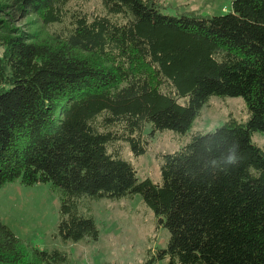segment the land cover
<instances>
[{"label":"trees","instance_id":"trees-1","mask_svg":"<svg viewBox=\"0 0 264 264\" xmlns=\"http://www.w3.org/2000/svg\"><path fill=\"white\" fill-rule=\"evenodd\" d=\"M10 1L0 14L52 31L0 23V190L50 184L63 242L98 240L90 201L140 195L169 232V264H264V0L210 18L163 14L159 0ZM213 97L243 98L247 119L191 133L161 154L160 182L140 180L126 147L140 157L157 133H188ZM68 261L0 215V264Z\"/></svg>","mask_w":264,"mask_h":264},{"label":"rangeland","instance_id":"rangeland-1","mask_svg":"<svg viewBox=\"0 0 264 264\" xmlns=\"http://www.w3.org/2000/svg\"><path fill=\"white\" fill-rule=\"evenodd\" d=\"M161 12L171 16H199L210 18L231 11V0H159ZM0 4H11L0 0ZM99 7L97 0L88 9ZM0 14L10 34L16 29L46 38L51 29L45 28L39 17L10 18L12 13ZM4 30L0 29V54L3 53ZM230 116L239 122L248 117L243 98L213 97L202 109L192 129L182 135L172 131L157 133L150 139L147 152L134 157L126 147L125 157L135 166L140 180L161 181V154L173 153L189 142L191 133H208L224 125ZM150 129L151 127L148 126ZM253 141L264 145V135L256 133ZM90 214L99 231L97 241L85 239L78 243L63 242L57 233L60 194L50 184L25 186L11 183L0 190V215L16 237L40 250H60L68 256L67 264H169L160 254L167 248L169 232L143 202L140 195L121 200L100 199L89 202Z\"/></svg>","mask_w":264,"mask_h":264}]
</instances>
